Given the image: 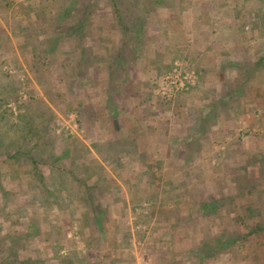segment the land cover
I'll use <instances>...</instances> for the list:
<instances>
[{"label":"crops","instance_id":"1","mask_svg":"<svg viewBox=\"0 0 264 264\" xmlns=\"http://www.w3.org/2000/svg\"><path fill=\"white\" fill-rule=\"evenodd\" d=\"M210 2L171 1L173 6L164 15L169 19L156 18L153 27L144 32V40L150 39L151 44L139 40L138 65L128 59L126 46L119 51L124 60H119L114 71L119 76H134L132 81L138 86L131 84L129 91L124 87L117 94L110 91L107 97L93 98L90 105L89 101L77 103L79 120L89 131L79 148L89 156L80 166L92 161L98 171L101 169L97 182L109 183V188H96L79 177L83 174L72 171L68 178L61 177L60 181L70 179L63 182L66 187L56 181L60 197L68 202L78 198L81 213L84 210L92 222L91 238L99 244L90 251L91 259L81 264H130L128 233L121 229L124 215L137 203H148L152 221L166 222L157 223L153 230L150 226L147 234L139 233V239L151 243L154 264H184V260L191 264L186 249L195 245L196 238L203 240L207 235L203 228L210 222L209 214L217 217V223H261L258 228L264 231V0ZM181 4L190 5L185 10H198V17L191 15L192 23L185 20ZM214 4H224L223 13L208 17L212 11L209 5ZM180 50L199 70V82L192 93L166 101L153 95L152 87L161 82L162 70ZM120 97L125 100L123 105ZM86 104L92 107L84 108ZM240 122L247 123L248 129H261L256 139L251 137L253 144L242 139L232 145V139H226L235 134ZM220 142L233 150L226 161L230 165V187L216 186L208 191L201 183L198 191L189 182L193 175L185 170L187 167L179 169L175 164L198 166L202 172V164L214 159L216 151H211ZM188 147L199 150L192 152L193 156L176 155V149ZM94 176L90 180L95 181ZM216 179L225 180V174L217 172ZM181 180L185 182L182 186ZM163 211L171 213L169 218L158 215ZM145 217L139 222L145 223ZM62 258L57 264H62L61 260H66L64 264L77 262ZM199 259L203 257L199 255Z\"/></svg>","mask_w":264,"mask_h":264},{"label":"rangeland","instance_id":"2","mask_svg":"<svg viewBox=\"0 0 264 264\" xmlns=\"http://www.w3.org/2000/svg\"><path fill=\"white\" fill-rule=\"evenodd\" d=\"M86 1L88 0H76L79 5ZM171 1L173 3L177 0H116V12L123 17L126 27L128 26L126 31H123L116 21L111 5L106 0H94L92 2L95 9L94 24L92 30L91 28L86 30L90 34L87 33L88 36L84 40L86 46L82 53L83 61L80 63L79 47L71 48L69 44L63 42L55 46L56 51L64 52L57 58L68 61L62 67L63 70L58 62H54L43 67V75L38 79L28 71V65L23 57L30 45L27 43V38L33 34L37 39L45 37L46 28L48 31L49 26L48 23L43 24V22L56 13L62 1L4 0L0 3V95L7 94V85L11 80L15 86L21 87L16 100L7 103V108L10 109L8 113L12 112V116L0 117V264H7L8 260L11 264H57L60 256L63 257L62 259H76L77 262L74 264L85 263L87 259H91L90 251L99 246V244L96 245L95 239L91 238L92 222L87 219L84 210V213L83 211L81 213L82 205L78 198L75 199L76 201L71 202L72 199H70L68 202L69 199L64 200L65 198L59 196L58 189L54 188L51 178L61 174L66 179L70 176L69 173H80L83 176L79 177L90 186L109 188L107 180L97 182L99 175L100 177L102 175L99 173L101 169L98 171L92 161L88 160L87 164L80 166L81 160L89 156V153L81 152L82 149H79L80 143L87 140L89 131L79 120L80 112L77 103L82 100L84 103L89 101V105L93 104V98H101L104 94L102 90L107 91V82L110 85L108 90L113 94L122 92L124 87L126 91H129L127 87H131V84L138 86L132 81L135 79L134 76L127 74L119 76L117 71H113L112 69H116V64L113 68L109 65V70H112L109 77L106 72L107 54H101V52L120 51L126 46L129 50L126 52L128 59L134 60L138 65L141 54L138 50L139 40H144V32L153 27V20L169 19L164 15L170 12L173 6L170 4ZM70 2L71 0L66 3V6H69ZM208 2L211 3L210 0ZM154 5L156 8L152 12H145L147 9L150 11ZM181 5H183L181 13L187 16L185 20L192 23L191 15L198 17V10L192 7L189 8L190 10H185L184 7L190 5ZM256 5L253 4V7ZM211 8L212 11L208 12V17L211 15L219 17L225 5H209V9ZM26 24L32 31L29 37L28 30L25 28ZM138 26L140 35H137ZM106 38L108 44L104 42ZM144 41L146 45L151 44L150 39L146 37ZM140 42L143 43L141 40ZM115 44H119L120 47H116ZM92 45L95 46L93 51ZM37 46L44 47L40 44ZM255 54L256 57L261 56ZM174 57L169 67L162 70L161 82L152 87L153 95L166 101H172L179 95L192 93L200 78V72L193 64L194 62L181 53V50ZM133 65H130L132 70ZM99 69L101 73L97 72ZM5 73L11 77L4 75ZM185 73L192 75L191 82L184 79ZM171 76L175 79L178 77L176 85L183 81L184 86L175 90L176 85L169 81ZM99 82H103L102 89L96 85ZM69 86L72 87L71 90ZM110 91L108 93L111 94ZM120 99V104L123 105L125 100L122 97ZM87 105L84 108L92 107ZM2 109L3 107H0V110ZM242 124L240 122L241 126L235 130L234 135L231 134L232 137H226L228 141L232 139L234 142L232 145L238 144L239 142L236 141L242 139L244 141L248 139L246 144H253L251 137L256 139L258 137L256 134L261 133V129L254 130L252 127L248 129L247 123ZM26 127L30 130V139L20 135V128ZM11 141L12 144L13 141L14 144L16 142L18 146L12 145ZM223 143L225 142L218 143L221 145L217 144L216 150L211 151L212 154L216 151L214 153L216 156L209 161L210 163L202 164V172H199L198 166L189 167L187 163H181L180 166L175 164V167L179 169L187 167L185 170L193 175L189 182L195 185L198 191L201 183L207 187L208 191L214 190L216 186H225L227 190L230 187V181H228L230 165H227L226 161L231 158L233 150L231 145L227 149L224 148ZM17 147H19L18 154L14 152ZM197 150L199 149L194 150L190 147L176 149V155L183 157L191 153L193 156ZM29 154L33 161L29 159ZM181 159L184 160V158ZM216 167H220L219 171H216L218 169ZM161 168L162 165L159 169ZM96 170L97 173H95ZM164 170H167V166ZM106 172L109 173L107 170ZM217 172H223L225 180H217ZM86 173L89 177L84 176ZM94 174V179L95 177L97 179L90 180ZM37 176H42V179L38 181ZM41 181L49 189L48 192L44 193L47 189L40 186ZM180 182L181 186L185 183L184 180ZM186 186L188 187V183ZM197 190L195 192L192 190V193H198ZM41 199L45 201L44 204ZM22 203H25L23 204V207H26L25 212L17 210ZM147 204L133 205L124 215L123 221L120 219L124 223L121 231L128 233L130 264H154V255L150 250L151 243L148 240L139 239V233L147 234L150 226L153 230L157 223L162 225L166 223L152 221ZM170 204L168 203V206ZM173 206L172 204L171 208ZM158 215L167 219L171 213L163 211L158 212ZM145 216L148 220L145 223L139 222V218ZM208 219L210 222L204 223L203 228L207 235L203 240L196 238L195 250L194 246L186 249L188 251L185 253L188 256L191 254L188 260L191 264H264V231L261 233L262 231L258 228L261 223H217V217H212V214L208 215ZM211 247L212 250H210ZM83 254L87 255L86 259L81 257ZM187 254L184 255V259L188 257ZM199 255L203 257V260L199 259ZM65 261L61 260L62 264Z\"/></svg>","mask_w":264,"mask_h":264},{"label":"trees","instance_id":"3","mask_svg":"<svg viewBox=\"0 0 264 264\" xmlns=\"http://www.w3.org/2000/svg\"><path fill=\"white\" fill-rule=\"evenodd\" d=\"M4 0H0V3L3 2ZM62 3L60 5H58L57 7V11L55 14L51 15L49 20H44L43 24H47L48 23V31L46 28V35L45 37H42V39H37L36 36L32 34L31 29L29 28V25L26 24L25 28L28 30V37L27 38V43L29 45L28 49L26 50V53H24L23 57L26 60V64L28 65V71H30L31 73H33L34 76L38 78H40L43 75V71L44 68L43 67H47L48 65L53 64L54 62H58L61 65V70H63L62 67H64L68 61H64L61 58H57L59 57L61 54H63L64 52L60 53L59 51H56V47L55 46H59V44L61 43H67L71 46V48H74L75 46L79 47V51H80V63L83 61L84 56H82L83 50H85V44L84 40L87 38V36L90 34L89 32H87L86 30H89L91 28H93V24H94V13H95V9L93 8V1L90 2L91 0L86 1L85 3H81L80 5L77 4L76 0H71L69 6H66V3L69 0H61ZM161 1V0H160ZM106 2H108L111 5V8L113 9V12H115L116 15V21L117 23H119L121 29L123 31H126V29L128 28V26L126 27V23L124 24V19L120 14H117L116 12V0H106ZM6 4L7 1H6ZM156 8V5H154L152 7V9L149 11L148 9L145 12H152L154 9ZM41 13V12H40ZM26 17V16H25ZM24 26V25H22ZM47 26V27H48ZM95 28L93 29L94 32ZM137 32L139 35V26L137 29ZM88 33V35H87ZM1 39V36H0ZM34 41V43H33ZM106 44H108V39L106 38V40L104 41ZM33 43V45H32ZM44 45V47H38L37 45ZM129 44V43H126ZM134 52V51H133ZM67 53V52H66ZM107 54V58L108 61L106 63V72L109 75L112 70L114 71V69L109 70V65L111 68H113L114 64L119 65V60L123 61V53L119 52V51H115V52H101V54ZM108 53H110V55H108ZM95 58V57H94ZM94 58H89L90 60H94ZM115 59L114 61H112L111 59ZM33 59V61H32ZM29 60V61H28ZM43 60V61H42ZM107 60V59H106ZM70 61V60H69ZM118 72V71H117ZM72 75H74V73H71ZM4 75L6 76H10L9 74L5 73ZM5 77V76H3ZM110 77V75H109ZM108 79V78H107ZM13 80H11V82L9 83V85H7V89L6 92L7 94H2V96L0 95V107H3L2 110H0V117H3L5 115L7 116H12V112H9V108H7V103H9V101L11 100H16V97L18 96V91L21 87L15 86L13 83ZM74 85V83H73ZM92 85V84H91ZM98 86V88L102 89L103 88V82H99L96 84ZM108 88H109V84L107 82ZM94 86V85H93ZM92 86V87H93ZM105 91L104 89L102 90L104 92L103 96H108V90ZM69 89L71 90L72 87L69 86ZM110 89V88H109ZM29 127V126H28ZM30 128V127H29ZM21 129V136H25V138L30 139V130L26 127V128H20ZM29 136V137H28ZM12 144V141H11ZM14 146H18L16 145V142L13 144ZM19 147H17L15 149V153H19ZM29 159L31 161H33V158L30 156L29 154ZM34 161H35V157H34ZM61 174L58 177H50L53 182L52 184L54 185V188L59 187V184L56 183V181H58L59 183H62L63 186L66 187V185L63 183H69L68 180H62L61 179ZM39 177V178H38ZM38 181H40L42 179V176H37ZM30 179V177H29ZM32 179V178H31ZM35 182V179H34ZM34 185V183H31ZM39 184V183H38ZM40 186L44 189H47L44 193L48 192L49 189L45 187V184L41 181L40 182ZM35 196V195H34ZM44 199V198H43ZM31 202V201H30ZM42 204L45 203L44 200L41 199ZM22 203L17 207V210L19 212H25L26 211V207H23ZM31 221H33V219H30ZM213 248L211 247L210 250H212ZM86 255H82L81 257L84 259ZM10 259V258H9ZM11 260V259H10ZM7 264H11V261H7Z\"/></svg>","mask_w":264,"mask_h":264},{"label":"built area","instance_id":"4","mask_svg":"<svg viewBox=\"0 0 264 264\" xmlns=\"http://www.w3.org/2000/svg\"><path fill=\"white\" fill-rule=\"evenodd\" d=\"M188 76V77H187ZM170 79H169V81L170 82H173L175 85H176V82H177V78L178 77H176V79H175V77L174 76H171V77H169ZM191 78H192V75L190 74V73H185V75H184V79H187L188 80V82H191ZM179 86V87H178ZM184 86V82L182 81V82H180L178 85H176V89L175 90H178V89H180V88H182Z\"/></svg>","mask_w":264,"mask_h":264}]
</instances>
